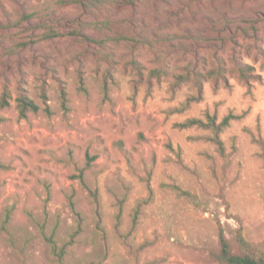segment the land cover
Segmentation results:
<instances>
[{"label": "rangeland", "instance_id": "1", "mask_svg": "<svg viewBox=\"0 0 264 264\" xmlns=\"http://www.w3.org/2000/svg\"><path fill=\"white\" fill-rule=\"evenodd\" d=\"M3 92L0 264L264 252V0H0Z\"/></svg>", "mask_w": 264, "mask_h": 264}, {"label": "trees", "instance_id": "2", "mask_svg": "<svg viewBox=\"0 0 264 264\" xmlns=\"http://www.w3.org/2000/svg\"><path fill=\"white\" fill-rule=\"evenodd\" d=\"M251 67L247 64L240 66L239 71L241 76L249 80ZM212 72V71H211ZM63 101L66 102L65 93H63ZM9 94L3 92L0 97V106L4 107L9 105ZM17 107L21 116L25 117L30 111H38L40 106L36 101L27 95L22 94L17 98ZM47 111L48 107L45 108ZM50 112V111H49ZM229 116L226 117L221 123L217 124L215 119L208 116V122L205 123L201 119H189L185 123L179 126H191V125H201V126H211L214 129L215 135L213 140L218 143L219 147L222 148V142L219 138L220 131L222 127L229 122ZM0 168H5V166L0 163ZM51 243L52 252L57 256L60 262H63L64 254L66 252V245L58 246L57 243L49 237ZM237 250L234 248L232 242L226 237L224 230L220 227L219 230V249L213 252L214 258L222 264H264V252L257 250L251 244V242L242 234L238 232L236 235Z\"/></svg>", "mask_w": 264, "mask_h": 264}]
</instances>
